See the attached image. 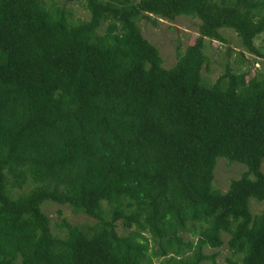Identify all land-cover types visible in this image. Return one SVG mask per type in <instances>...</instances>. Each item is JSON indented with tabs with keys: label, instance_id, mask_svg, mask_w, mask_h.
Wrapping results in <instances>:
<instances>
[{
	"label": "trees",
	"instance_id": "obj_1",
	"mask_svg": "<svg viewBox=\"0 0 264 264\" xmlns=\"http://www.w3.org/2000/svg\"><path fill=\"white\" fill-rule=\"evenodd\" d=\"M76 1L87 20L0 0V264H214L222 233L226 264H264V66L226 49L202 84L220 29L264 65V0ZM178 17L196 35L164 69L138 22ZM217 158L244 167L224 193ZM43 202L91 218L90 236L52 231Z\"/></svg>",
	"mask_w": 264,
	"mask_h": 264
},
{
	"label": "rangeland",
	"instance_id": "obj_2",
	"mask_svg": "<svg viewBox=\"0 0 264 264\" xmlns=\"http://www.w3.org/2000/svg\"><path fill=\"white\" fill-rule=\"evenodd\" d=\"M47 3H56L67 8L72 13L73 20L84 21L87 20L88 14L83 9L82 2L76 0H43ZM197 21L189 17H178L172 22L157 19L155 24L147 20H140L138 22L142 37L152 46H154L161 58V66L164 69L171 68L175 63L176 51L182 52L184 48L190 45L193 41L197 31ZM219 34L225 39V44L217 42H204L203 53L208 58V72L202 71L203 85H209L222 72L227 63L232 65V59L235 55H231L229 62L225 53L226 49H231L233 52H239L245 55L246 66L250 67L253 63H258L256 69L252 66V72L260 70L264 65L263 62L255 60L256 57L242 50L239 39L229 29H220ZM254 44L264 48V35L259 36L254 40ZM251 72V73H252ZM252 73V74H253ZM244 167L238 164H227L223 159L217 158L213 170L212 185L220 193L227 190L228 184L231 180L239 177L243 172ZM260 172L264 174V160L260 165ZM262 208V204H258L250 200V211L252 214L258 213ZM40 211L50 219L52 231H55L52 223L58 224L61 220H65L69 225L77 228L84 236L89 237L91 234L94 221L82 214L72 211L65 205H58L52 202H43L40 205ZM184 240L193 241L187 235H182ZM222 246L217 249L204 248L202 253L204 255H215L214 264H226L225 259L229 257V252L226 248L227 235L221 234ZM161 260V259H160ZM159 259L154 262L160 261ZM202 264H210L203 262Z\"/></svg>",
	"mask_w": 264,
	"mask_h": 264
}]
</instances>
